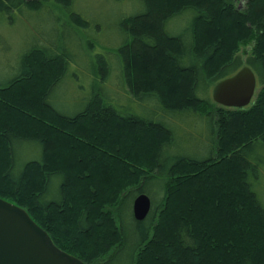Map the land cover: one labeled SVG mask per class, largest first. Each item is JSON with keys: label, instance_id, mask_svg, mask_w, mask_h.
I'll use <instances>...</instances> for the list:
<instances>
[{"label": "trees", "instance_id": "16d2710c", "mask_svg": "<svg viewBox=\"0 0 264 264\" xmlns=\"http://www.w3.org/2000/svg\"><path fill=\"white\" fill-rule=\"evenodd\" d=\"M136 1L142 10L117 25L120 47L93 58L89 54L92 47L85 50L83 46L89 24L73 11L75 0H0V24L4 27L18 22H37L43 27L36 31L35 44L19 51L16 65L9 67L15 76L0 83V199L24 210L58 250L84 264H264V208L254 191L255 180L264 174V0H244L246 10L242 13L231 0ZM41 15L49 18L50 29ZM174 25V32L168 30ZM225 26L239 29L244 38H223L219 29ZM240 40L254 43L245 64L254 73L259 91L244 109L223 108L210 99L209 91L243 66L238 55L243 45ZM72 52L88 62V72L79 68ZM69 63L77 64L83 73L76 71L80 78L67 79ZM146 64L151 70L142 68ZM40 73L49 84L36 97ZM174 76L184 80L175 91L171 89ZM66 79L73 87L75 82L91 83L89 98L73 115L57 107L61 94L56 91ZM115 84L117 95L127 102L124 106L133 109L122 108L124 101L113 102L105 95V88ZM20 85L31 92L30 97L16 98ZM10 116L20 119L18 127L7 123ZM29 116L43 123L50 120L59 131H90L95 145L145 139L152 151L139 159H121V174L126 179L112 195L93 189L101 182L95 183L87 173L73 185L61 167L50 166L46 159L53 136L49 133L56 132L48 129L36 134L38 123ZM187 121H195L199 137L203 126L207 128L208 156L173 153L174 149L180 151L175 146V125L187 128ZM109 151L118 159L123 148L110 144ZM129 160L139 163L141 171L123 165ZM92 165L91 158L87 161L81 155L75 157L72 167ZM63 166L70 167L67 160ZM130 181L136 185L124 191ZM175 181H181L183 187L197 184L199 191L190 193L204 197L215 211L225 213L237 207L243 225L234 222L227 229L208 230L216 240L204 245L206 233L199 234L185 213L169 209L164 214ZM27 183L31 184L25 194ZM140 194L150 199L151 209L137 222L132 204ZM189 203L193 208L197 205L193 200ZM100 215L103 219L97 218ZM163 215L177 225L172 234L158 237L154 229ZM230 228L235 233L223 236ZM246 237L254 240L263 254L257 262L238 248ZM83 244L89 253L75 250ZM216 252L223 256L211 254Z\"/></svg>", "mask_w": 264, "mask_h": 264}, {"label": "rangeland", "instance_id": "374dc122", "mask_svg": "<svg viewBox=\"0 0 264 264\" xmlns=\"http://www.w3.org/2000/svg\"><path fill=\"white\" fill-rule=\"evenodd\" d=\"M75 2L76 3L73 6V11L76 14L80 15L82 19L89 24V30L87 31V33H85V35H83V46H85V50H88L89 47H92L91 51H89V54L93 58L98 54H107L105 53V51L112 52V50H115L120 47V45L122 44V38L117 31V25L119 24V21L124 17L136 14L142 10V6L136 0H75ZM231 4L235 8V10L240 13L246 10V2L244 0H231ZM40 17L41 21H45V25L50 29V25L48 23L49 18L46 15H41ZM36 23L28 25L24 24L23 22L19 24L18 22L17 24H8V27H4L2 24H0V83L8 82L10 79L13 78V76H15V73H13L14 71H10L9 67H14L16 65L17 54L19 53V51L26 49L25 46L31 47L35 44V41L39 36V33H37L36 31L37 29L40 30V28H43L40 25L41 23ZM169 28L171 29V32H174L175 25L168 26V30H170ZM49 29L45 30V32H48ZM219 30L221 31L220 34L223 38L226 37L235 39L236 36L244 38V36H242V34L240 33L239 29H236L232 26H225L220 28ZM243 42L244 40H240V43L243 45H241L238 55L241 58L242 65L246 66V56L250 54L254 43L250 42L244 44L245 42ZM72 53L73 56L80 63L81 67L79 68H82L87 71V69L89 68L88 62L83 59L80 53ZM142 68L144 70H151V66H149L148 64L144 65V67L142 66ZM77 69V64L69 63L67 69V79L69 78L70 80H74L73 77L80 78V74L77 73H81L82 75L83 73L79 72ZM67 79L65 80V83H63V88L57 89L56 91V93L60 92L59 95L61 94V96H59L57 100V107L59 111L63 112L64 114L73 115L82 110L85 99L89 98L91 93V83L88 81H85L86 83L82 82L83 84L75 82L74 88L73 85H71ZM183 81L184 80L182 76H174L173 80L171 81V84L173 85L171 89H174V91L175 89L177 90V87H179ZM47 83L49 84L47 77L40 73V76L36 80V97H38L40 93L45 89V85H47ZM22 86L23 85H20L16 89L17 99H21V97L28 98L31 96V92L26 90ZM213 87L209 91V97L211 100V92ZM117 89H119V87L116 84L114 88L106 87L105 95L108 98L113 99V102L114 100L117 102H123V98H120L117 95ZM258 91L259 88L256 86L253 99L257 95ZM125 104H127V102L122 103L121 107L126 108L127 110L133 109L129 105L124 106ZM136 109L138 108H135V110ZM28 118L34 120L35 123H38L36 124V127L38 128V130H35L36 134H39L43 131L45 132L48 129L56 132L49 133V136H53L49 138V144L46 148V159L50 166L55 167V165H57V167H61L65 174L70 176L73 185H75L77 177H80L83 173H87L91 175V178L93 181H95V183H98V181L101 182L100 186L92 188L95 190L105 191L109 195H112L115 192L116 187L119 184L123 183V181H125L126 179L125 176L121 174V159L127 156L132 157L133 159H139L141 155L143 156L146 154H150L152 151L150 150L149 142L145 141V139H136V141L132 143H125L126 139H123L122 143L118 145L114 141H112L110 142L112 147L120 146L123 148V152L120 154L121 157L116 159L112 156V153L109 151L110 144H93V139L95 138V136L90 131L88 133H81L78 130L76 131L75 129L69 128L67 130L63 129L65 131H59L60 127H58L50 120L46 123H43L39 121V119L35 116H29ZM19 121L20 119L17 116H10L8 118L7 123L9 125H12L13 127H18ZM186 124L188 125L187 128L177 124L175 125V146L180 151L174 149L173 153L194 158H202L208 156L210 144L208 141L209 139L207 137V128L203 126V135L202 137H199L195 121H191ZM41 125H44L43 127L45 128H42ZM122 137L123 133L121 134V138ZM71 141L75 142V144L73 145ZM92 150H95V152L97 153L93 155V152H91ZM81 155H83L84 159L87 161L88 158H91L93 165L89 166L88 168L72 167L73 160L75 159V157ZM66 160L68 166L70 167H62V164H64V161ZM123 165L131 168L133 172H137V170L141 171L139 163L135 162V160L134 162L132 160L125 161ZM262 173H264V170L261 172V174ZM34 175L35 172L34 174H30L31 178H28V183L32 180V178L34 179ZM180 183L181 181L174 182L175 192H172V194L170 195V200L165 206L164 214L167 213L169 209L170 212L173 210H177V212L182 211V213H185L186 217H188L191 223L195 225V228L198 230L199 234L206 233L205 238L199 235V237H201L202 239L204 238V240H202L204 242V245H206L211 240H216V238H212L211 235L208 234V230H217L219 226H222L223 228L227 229V227H230V225L234 222H240L242 223L241 225H243L244 220L241 219L243 217H241L237 213V207H234L232 210L225 213L215 211L214 208L208 205L209 201L205 200L204 197H202V199L201 197L196 198V196H193L190 193L192 190L199 191L197 184L190 187H183ZM30 184L25 185L23 193L27 194L29 192L28 186H30ZM135 185V181H130L127 183V185H125L123 189L124 191H126L128 189L133 188ZM254 191L262 207L264 208V174L262 175V177H259L255 180ZM192 200L193 202H197L195 208H193L192 205L189 203V201ZM74 203L76 202L70 200V204ZM101 206V203H97V208H101ZM176 214L178 215V213ZM163 217L164 218L162 220L160 219L158 228L154 229L155 235L158 237H164L169 234H172L177 225L174 219H170L168 218V216L165 217V215H163ZM97 218L103 219L101 215L97 216ZM110 220L112 221V218ZM251 224H253L254 227L259 228L257 223L251 222ZM233 233H235V229L230 228L228 230H225L223 236L226 235V237H231V234ZM55 234L57 237L64 239V236L60 232L55 231ZM65 239L67 238L65 237ZM241 243V246L239 245L240 247L238 248H240V251L244 252L245 255L247 254L246 257H251L254 262H257L261 257H263V254L261 253V251H259V248L255 246L256 242L254 240H251L250 237H246V239L243 240V242ZM85 246H87V244H83V246H79L78 248L75 247V250H83L84 252L89 253V250L84 249ZM86 248L89 249L88 246ZM205 252L208 253L207 250H205ZM211 254L217 255L219 257L223 256V254L219 252Z\"/></svg>", "mask_w": 264, "mask_h": 264}, {"label": "water", "instance_id": "95a60500", "mask_svg": "<svg viewBox=\"0 0 264 264\" xmlns=\"http://www.w3.org/2000/svg\"><path fill=\"white\" fill-rule=\"evenodd\" d=\"M257 81L248 66L233 76L216 83L212 101L228 109H244L251 104ZM151 201L145 194L138 195L132 204L133 217L143 221L149 214ZM0 264H84L58 250L46 232L28 214L0 199Z\"/></svg>", "mask_w": 264, "mask_h": 264}]
</instances>
